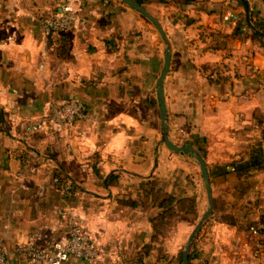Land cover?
I'll use <instances>...</instances> for the list:
<instances>
[{
    "label": "crops",
    "instance_id": "obj_1",
    "mask_svg": "<svg viewBox=\"0 0 264 264\" xmlns=\"http://www.w3.org/2000/svg\"><path fill=\"white\" fill-rule=\"evenodd\" d=\"M61 1L0 0V240L11 252L8 264H29L12 254L15 247L64 237L73 218L99 250L65 264H183L181 253L209 203L197 160L163 141L157 95L163 37L123 0H82L75 26L46 35L41 18ZM142 4L171 43L170 136L203 154L213 188V210L190 264H264V242L257 258L249 229L264 227V160L235 168L264 152V39L244 28L239 0ZM250 5L264 17L263 0ZM229 10L239 17L226 19ZM218 64L224 73L216 80L210 73ZM71 96L86 102L87 119L26 131L49 102ZM57 166L76 184L69 194L52 182ZM147 179L197 202V214L182 213L160 240H153L152 218L161 208L144 195Z\"/></svg>",
    "mask_w": 264,
    "mask_h": 264
},
{
    "label": "built area",
    "instance_id": "obj_2",
    "mask_svg": "<svg viewBox=\"0 0 264 264\" xmlns=\"http://www.w3.org/2000/svg\"><path fill=\"white\" fill-rule=\"evenodd\" d=\"M81 4L82 0H62L54 13L41 18L42 31L46 35H59L71 29L80 19ZM225 17L226 19H237L239 16L234 11L229 10ZM247 26L246 23L244 28ZM223 73V64H218L213 68L210 76L217 80ZM88 117L87 104L81 97L71 96L65 99H54L49 102L48 110L39 119L27 123L25 129L28 132L42 129L57 130ZM52 182L63 194L71 193L75 187L73 180L58 166ZM59 213L64 214L65 209H59ZM249 229L257 237L255 255L259 258L263 251L264 227L251 224ZM98 250L99 245L96 239L85 228L81 219L73 218L66 236L50 240L46 244L28 241L17 245L12 254L24 255L29 264H65L72 258L93 257L98 253ZM10 254V250L0 240V264H8Z\"/></svg>",
    "mask_w": 264,
    "mask_h": 264
},
{
    "label": "water",
    "instance_id": "obj_3",
    "mask_svg": "<svg viewBox=\"0 0 264 264\" xmlns=\"http://www.w3.org/2000/svg\"><path fill=\"white\" fill-rule=\"evenodd\" d=\"M130 6L136 8L140 12H142L147 18H149L156 26L157 30L160 32L161 36L163 37V40L165 42V61L164 66L162 69V72L158 78L157 82V95H158V101L160 104V113H161V119L163 124V141L167 144L169 148L176 152H182L185 154H189L190 156L194 157L201 169V173L203 176V179L206 184L207 188V196H208V207L205 210L203 216L199 219V221L196 223L195 227L193 228L185 247L182 251V263L183 264H190V251L192 248V245L199 234L204 222L206 219L210 216L212 210H213V204H214V198H213V188L211 184V178L210 173L207 165V161L203 154L195 148L190 143H178L175 142L169 133V122H168V112H167V106H166V100H165V78L169 71L170 63H171V56H172V49H171V43L169 40V37L167 35L166 29L164 28L162 22L159 20V18L153 14L144 4L137 0H123ZM187 1H194V0H187ZM244 12H245V20L248 24L249 28L257 35L264 37V30L257 27V25L253 21L252 17V10L249 4L248 0H241Z\"/></svg>",
    "mask_w": 264,
    "mask_h": 264
},
{
    "label": "trees",
    "instance_id": "obj_4",
    "mask_svg": "<svg viewBox=\"0 0 264 264\" xmlns=\"http://www.w3.org/2000/svg\"><path fill=\"white\" fill-rule=\"evenodd\" d=\"M142 3V0H137ZM186 2H190L185 0ZM249 4H250V0ZM264 2V0H263ZM241 6H243L241 0H239ZM251 7V5H250ZM252 17L254 23L258 28L264 30V17L258 18L252 12ZM246 24L245 18L243 19ZM242 24L239 22L237 29H241ZM247 29L250 31L251 35L264 39L257 34H255L250 28L247 26ZM264 160V152L256 151L253 152L249 158L245 160H239L235 162V168L239 171V169L249 168L253 165H261ZM114 174H112L113 176ZM76 186V184H75ZM144 195L147 198H152V200L159 202L160 211L152 218L153 227L155 229V235L153 240H160L161 236L167 235L169 230H171L177 220V218L182 215V213L187 214H197V202L195 197L186 196V197H176L173 194L167 193L164 189L158 186V182L156 179H147L144 182ZM264 242V238H262ZM195 256L194 251H190V261ZM182 258V253H181Z\"/></svg>",
    "mask_w": 264,
    "mask_h": 264
},
{
    "label": "rangeland",
    "instance_id": "obj_5",
    "mask_svg": "<svg viewBox=\"0 0 264 264\" xmlns=\"http://www.w3.org/2000/svg\"><path fill=\"white\" fill-rule=\"evenodd\" d=\"M241 8H242V12H243V14H244V16H245V12H244V7L243 6H241ZM249 27V26H248ZM251 30V29H250Z\"/></svg>",
    "mask_w": 264,
    "mask_h": 264
}]
</instances>
